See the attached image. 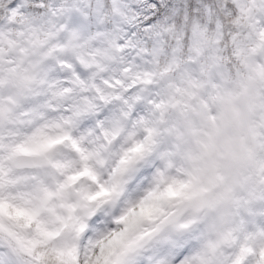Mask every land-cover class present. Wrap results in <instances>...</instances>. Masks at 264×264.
Listing matches in <instances>:
<instances>
[{
    "label": "clouds",
    "instance_id": "9594fccd",
    "mask_svg": "<svg viewBox=\"0 0 264 264\" xmlns=\"http://www.w3.org/2000/svg\"><path fill=\"white\" fill-rule=\"evenodd\" d=\"M211 2L222 28L200 53L166 33V54L129 64L130 50L98 42L77 49L89 78L51 89L28 70L47 48L5 65L16 71L0 72V256L264 264V0Z\"/></svg>",
    "mask_w": 264,
    "mask_h": 264
},
{
    "label": "snow or ice",
    "instance_id": "6c2138e0",
    "mask_svg": "<svg viewBox=\"0 0 264 264\" xmlns=\"http://www.w3.org/2000/svg\"><path fill=\"white\" fill-rule=\"evenodd\" d=\"M216 8L211 0H0V72H15V67L6 69L5 65H22L29 52L37 55L47 48L40 60L28 61V70L40 76V83L49 89L81 83L89 78L91 65L77 49L115 42L132 52L127 57L132 64L138 54H166L160 44L166 33L183 36L200 53L207 31L219 32L222 28ZM56 50L65 55L52 57ZM12 52L21 55L6 59ZM212 67L213 58L209 56L200 70L207 73ZM24 79L30 81L31 76ZM45 95L37 93L32 101L37 115L46 104ZM136 108L140 110L141 106ZM109 114L105 108L96 120ZM3 175L0 172V182ZM255 223L264 229L259 218ZM261 255L264 257V253ZM0 264H11V260L0 256Z\"/></svg>",
    "mask_w": 264,
    "mask_h": 264
}]
</instances>
